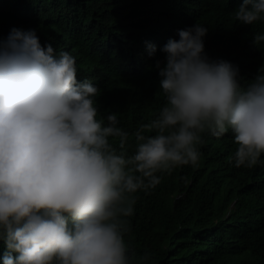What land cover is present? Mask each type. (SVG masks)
I'll return each instance as SVG.
<instances>
[{
    "label": "clouds",
    "instance_id": "clouds-1",
    "mask_svg": "<svg viewBox=\"0 0 264 264\" xmlns=\"http://www.w3.org/2000/svg\"><path fill=\"white\" fill-rule=\"evenodd\" d=\"M233 16L264 24V0H242ZM208 32L197 21L163 45L155 60L163 103L133 130L119 112L102 114L100 86L36 28L0 38L2 264H155L131 244L141 193L198 167L208 137L231 133L237 168L264 164V65L242 77L208 55ZM252 38L264 50V30ZM146 46L155 57L157 45Z\"/></svg>",
    "mask_w": 264,
    "mask_h": 264
},
{
    "label": "trees",
    "instance_id": "trees-1",
    "mask_svg": "<svg viewBox=\"0 0 264 264\" xmlns=\"http://www.w3.org/2000/svg\"><path fill=\"white\" fill-rule=\"evenodd\" d=\"M241 2L0 0V38L12 27L36 28L42 44L69 51L79 70L100 86L102 114L119 112L122 126L133 130L163 103L155 97L160 49L197 21L209 27L208 55L254 78L264 50L252 35L264 24H239L233 13ZM146 42L157 45L155 57ZM235 150L231 133L208 137L198 167L179 169L154 192L140 194L131 218V244L138 253L150 251L155 264H264V164L237 168L230 163ZM3 251L0 244V257Z\"/></svg>",
    "mask_w": 264,
    "mask_h": 264
},
{
    "label": "bare ground",
    "instance_id": "bare-ground-1",
    "mask_svg": "<svg viewBox=\"0 0 264 264\" xmlns=\"http://www.w3.org/2000/svg\"><path fill=\"white\" fill-rule=\"evenodd\" d=\"M64 44H65V43H64ZM64 44H63V45H64ZM60 45H62V43H61ZM63 45H62V46H63ZM61 48H62V47H61ZM61 48H60V49H61ZM99 48H101V47H99ZM65 49H67V48H65ZM252 49H253V48H252ZM252 49H251V50H252ZM247 74H248V73H247ZM78 79H79L80 81H83V80H82L81 78H79V77H78ZM98 104H99V103H98Z\"/></svg>",
    "mask_w": 264,
    "mask_h": 264
}]
</instances>
